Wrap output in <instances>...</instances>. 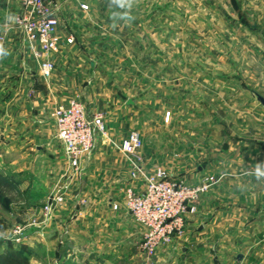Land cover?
<instances>
[{
    "label": "crops",
    "instance_id": "0c3cea01",
    "mask_svg": "<svg viewBox=\"0 0 264 264\" xmlns=\"http://www.w3.org/2000/svg\"><path fill=\"white\" fill-rule=\"evenodd\" d=\"M47 2L59 20V47L51 57L53 70L43 76L18 31L9 26L19 10L18 0H0V173L16 178L17 187H32L35 181L44 194L67 185L65 201L50 220L56 236L47 239L49 244L59 242L55 245L59 259L69 251L86 252L85 259H90L106 249L110 253L104 259L116 264L114 255L128 259L123 253H130L144 232L124 207L128 168L115 148L97 140L76 169L65 160L52 113L55 106L77 98L88 114L103 113L109 132L125 133L136 121L149 170L167 163L173 178L189 184L207 174L223 175L201 195L185 231L165 251L179 249L182 264H264V177L255 175L257 164L264 163V104L253 94L264 98V89L255 79L246 83L241 78L245 73L264 76V71L190 65L184 75L188 93H198L195 132L185 126L183 133H171L166 149L160 151L155 126L150 135L143 129L146 117L136 114L132 119L131 107L138 103L122 102L121 91L108 100L107 70H96L97 51L107 46V0ZM183 2L185 40L190 47L199 45V59L264 60V0ZM68 36L72 43L66 42ZM91 73L99 79L88 85ZM228 75L234 78L223 82ZM190 120L187 125L193 124ZM133 184L142 187L139 181ZM111 203L118 208L112 209Z\"/></svg>",
    "mask_w": 264,
    "mask_h": 264
},
{
    "label": "rangeland",
    "instance_id": "374dc122",
    "mask_svg": "<svg viewBox=\"0 0 264 264\" xmlns=\"http://www.w3.org/2000/svg\"><path fill=\"white\" fill-rule=\"evenodd\" d=\"M183 5V0H135L130 10L134 19L127 21L121 19V12L124 9L110 5L107 0L109 9L107 10V46L104 45L100 51H97L99 59L96 70L98 72L107 70V99L115 98L113 93L119 94L121 91L122 102L130 100L133 103H138L135 107H131L133 108L132 117L136 114L146 117V120H143V129L147 134L151 135L152 128L155 126L153 135L158 136L159 140L154 141L159 144L160 151L161 148L166 149L167 138L171 133L181 134L185 126L191 127V131L195 132L194 126H197L195 121L199 120V115L196 110L198 102L194 96L198 93L194 92V96L188 93L189 82L184 75L185 69L190 65L192 68L217 67L225 71H230L232 68L247 69L251 67L264 71L263 59L234 61L226 56L220 60L199 59V45L192 43L190 47V43L185 40ZM110 6H113L114 9ZM197 31L199 30L197 29ZM240 73L242 74V72ZM260 75L250 77L249 73H245L241 75V78H244L246 83H248L247 80L252 83L251 78L255 79L257 85L264 89V76ZM98 77L91 73L87 84H92ZM229 78L231 80L234 77L224 76L223 82L227 83ZM262 93L264 94V90ZM257 103L259 102L257 101ZM195 111H197L196 114ZM132 119L135 120V117ZM189 120L193 124L187 125ZM135 124L136 121L127 124L125 133L115 134L112 131L109 132V135L115 141L122 143L130 131H138ZM138 132L140 133V131ZM140 135L142 134L140 133ZM141 157L143 164L149 170L142 154ZM5 158L1 157V161H4ZM164 159L166 161L167 157L164 156ZM159 167L173 177L167 163L165 166ZM1 175L11 187L4 190V194L0 196V252H3L10 243H15L12 240V231L15 226H20L24 228L22 230L23 237L20 242L15 244L29 249L30 262L33 261L35 264H108L104 257L110 252H107L106 249L97 250V254L90 259H85L86 252H80L83 255H79V252L71 251L66 252L64 259H59L55 252V245L59 242L57 240L52 244L47 242L51 234L53 237L56 236L55 226L51 224V219L46 222H42L40 219L41 206L55 189H49L50 191L44 194V189L33 180L32 187H17L14 184L15 181L17 182L16 178L14 181L6 174L2 173ZM30 216L32 218L29 220ZM47 228L49 230L46 233ZM32 230L33 232H31ZM140 239L136 245H132L130 253H123L128 259L124 257L120 259L119 256L114 255L117 260L116 264H182L183 258H180L181 251L179 249L172 252L164 250L172 242L159 249L154 259L147 262L144 254L138 249ZM134 257L137 258V262Z\"/></svg>",
    "mask_w": 264,
    "mask_h": 264
},
{
    "label": "built area",
    "instance_id": "2783aa9c",
    "mask_svg": "<svg viewBox=\"0 0 264 264\" xmlns=\"http://www.w3.org/2000/svg\"><path fill=\"white\" fill-rule=\"evenodd\" d=\"M19 10L13 16L10 27L16 29L21 40L38 64L39 73L48 76L54 68L52 54L58 50L59 20L53 6L47 0H18ZM87 9L86 4H81ZM3 35H0L2 41ZM67 43L73 42L68 36ZM55 137L61 143L65 160L76 169L83 155L90 153L97 140L115 148L127 164V183L123 187V203L132 218L144 228L138 249L146 261L151 262L159 249L180 236L197 211L201 195L206 193L221 177L207 174L198 182L189 184L170 176L161 167L147 170L140 154L142 138L138 131H130L123 142L111 138L103 120V113L88 114L83 103L71 98L66 105L55 106L53 113ZM139 181L140 189L134 187ZM67 185L55 190L43 203L40 219L46 222L65 201ZM84 203V200H80ZM117 209L116 203H111ZM24 228H13L12 240L21 241Z\"/></svg>",
    "mask_w": 264,
    "mask_h": 264
},
{
    "label": "trees",
    "instance_id": "16d2710c",
    "mask_svg": "<svg viewBox=\"0 0 264 264\" xmlns=\"http://www.w3.org/2000/svg\"><path fill=\"white\" fill-rule=\"evenodd\" d=\"M10 187L9 182L0 174V196ZM29 255L30 252L21 245L10 243L3 252H0V264H32Z\"/></svg>",
    "mask_w": 264,
    "mask_h": 264
},
{
    "label": "clouds",
    "instance_id": "9594fccd",
    "mask_svg": "<svg viewBox=\"0 0 264 264\" xmlns=\"http://www.w3.org/2000/svg\"><path fill=\"white\" fill-rule=\"evenodd\" d=\"M135 0H109L110 5H114L119 9H124L121 12V19L131 21L134 17L130 14V10L133 7ZM0 54H3V49L0 48ZM255 175L257 179L264 177V163H258L256 166Z\"/></svg>",
    "mask_w": 264,
    "mask_h": 264
},
{
    "label": "water",
    "instance_id": "95a60500",
    "mask_svg": "<svg viewBox=\"0 0 264 264\" xmlns=\"http://www.w3.org/2000/svg\"><path fill=\"white\" fill-rule=\"evenodd\" d=\"M253 94L255 95V98L258 102H260L261 104H264V98L262 97V95H260L259 93L253 91ZM241 254L237 255V259L240 260L241 259Z\"/></svg>",
    "mask_w": 264,
    "mask_h": 264
}]
</instances>
